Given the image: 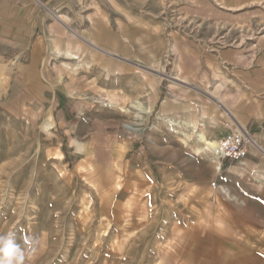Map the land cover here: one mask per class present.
I'll list each match as a JSON object with an SVG mask.
<instances>
[{
    "label": "rangeland",
    "instance_id": "374dc122",
    "mask_svg": "<svg viewBox=\"0 0 264 264\" xmlns=\"http://www.w3.org/2000/svg\"><path fill=\"white\" fill-rule=\"evenodd\" d=\"M78 1L0 0V236L12 234L25 251L22 264H264L255 251L264 250V191L246 179L260 172L207 151L193 126L221 138L203 117L168 114L174 103L167 114L159 103L150 114L135 104L119 109L96 93L95 71H67L65 62L75 59L46 53L52 39L37 37L44 24L55 23L60 34L58 18L81 11ZM133 1L167 42L152 68L159 75L167 67L162 96L182 93L172 77L176 35L207 53L200 40L242 44L249 79L264 64V0ZM152 46L159 51L160 43ZM103 59L98 83L117 90L127 71L114 69V56ZM184 91L214 101L211 87ZM80 106L98 111L79 119ZM64 109L71 113L59 126ZM79 124L91 133L75 150L71 127L79 132Z\"/></svg>",
    "mask_w": 264,
    "mask_h": 264
},
{
    "label": "crops",
    "instance_id": "0c3cea01",
    "mask_svg": "<svg viewBox=\"0 0 264 264\" xmlns=\"http://www.w3.org/2000/svg\"><path fill=\"white\" fill-rule=\"evenodd\" d=\"M51 2L52 0H47L45 3L48 5ZM78 3L81 11L73 16L72 12L65 11L64 17L58 18L63 30L57 36L53 34L55 23L49 26L44 24L42 34H38L37 37L52 39V46L46 48V53L60 52L68 60L75 59L76 64L65 62L67 71H95L96 77L93 78L96 82L97 92H95L104 95L106 101L109 100V104L116 105L115 107L119 109H123V105L126 104V109L129 104H135L137 107L142 104L139 108L142 111L147 110L143 112L144 114H150L159 103L161 113L167 114L169 103H174L175 109L168 114H175L177 118L188 115L192 119L197 115L203 117L206 120V127L215 130V139H220L235 129L244 128L255 141L247 143L248 155L238 162L244 161L248 167L260 172L250 178L247 176L246 179L249 183L257 184L259 189L264 191V74L262 73L264 64L256 70L257 75L249 79L248 66L243 60L245 49H241L242 44L229 47L216 43L219 39L212 42V45L207 44V40H200L201 45L209 48L207 53L199 47H197L198 51H194L193 40L183 36L180 39V36L176 35L177 51L182 55L175 52L172 77L182 83V93L178 88L175 99L165 93L162 96L161 88L166 84L167 78L160 74L167 72L165 71L167 67L165 70L161 67L159 75L153 74L152 68L157 60L161 62L162 56L167 54V42L161 37L162 28L151 25L150 14L148 17L137 14L136 1L133 0H79ZM218 4L226 8L222 3L218 2ZM179 23L183 22L179 21ZM75 30L81 33H76ZM72 35H77L81 43L73 41ZM25 37L33 38L32 31L27 30ZM153 42L160 43L159 51L154 49ZM104 54L117 59L118 63L113 62L117 64L114 69L127 71V83H122L117 90L113 86L98 83L99 74L105 71L104 64L107 65L103 59ZM85 56H95L98 61L93 66L80 64L79 61ZM157 75L160 80L157 79ZM185 86L213 88L214 94H209L214 98L213 104L209 99H204L203 93L195 95V91L186 94L187 98H185ZM72 96L75 97V94ZM185 104L188 106L186 107ZM82 107L80 106L76 111L79 119L90 118L98 111L95 107L88 110ZM70 113L69 110H61L55 123L59 126L64 125ZM73 128L74 125L71 127V136L73 140L75 139V143L70 147H74L75 150L82 149V144L86 143L85 135L90 134L91 131L81 127V124H79L81 129L79 132H74ZM255 251L264 257V250L256 248ZM215 259L219 260V258ZM233 259L235 258H225L223 264H228Z\"/></svg>",
    "mask_w": 264,
    "mask_h": 264
},
{
    "label": "built area",
    "instance_id": "2783aa9c",
    "mask_svg": "<svg viewBox=\"0 0 264 264\" xmlns=\"http://www.w3.org/2000/svg\"><path fill=\"white\" fill-rule=\"evenodd\" d=\"M248 135V134H246ZM245 135L243 130L231 131L225 134L215 147V155L220 160H229L238 162L248 155L247 143L250 142V136Z\"/></svg>",
    "mask_w": 264,
    "mask_h": 264
},
{
    "label": "clouds",
    "instance_id": "9594fccd",
    "mask_svg": "<svg viewBox=\"0 0 264 264\" xmlns=\"http://www.w3.org/2000/svg\"><path fill=\"white\" fill-rule=\"evenodd\" d=\"M25 251L14 243L12 234L0 236V264H22Z\"/></svg>",
    "mask_w": 264,
    "mask_h": 264
},
{
    "label": "bare ground",
    "instance_id": "6f19581e",
    "mask_svg": "<svg viewBox=\"0 0 264 264\" xmlns=\"http://www.w3.org/2000/svg\"><path fill=\"white\" fill-rule=\"evenodd\" d=\"M75 57H77V58H80L79 56H75ZM140 105V104H139ZM138 105V107H141V105L139 106ZM136 106V105H135ZM143 110H145V109H143ZM145 111H147V110H145ZM145 111H143V112H145ZM169 121L170 122H174V123H177L175 120H173L171 117H170V119H169ZM129 127L130 128H134L132 125H129ZM193 129L195 130V133L197 134V137H198V140L201 142V143H203L205 146V149L207 150V151H210V152H214L215 151V147L217 146V143L215 142V140H209L208 139V137H207V134H206V132L205 131H199L198 129H196V126H193ZM244 129V128H243ZM184 135L186 136V138H188V139H190L191 138V136L188 134V133H186V132H184ZM194 137V136H193ZM212 154H214V153H212ZM212 156V155H211ZM216 156V155H215ZM220 168V167H219Z\"/></svg>",
    "mask_w": 264,
    "mask_h": 264
}]
</instances>
